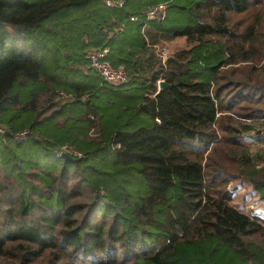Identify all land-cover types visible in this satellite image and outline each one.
<instances>
[{
  "label": "trees",
  "instance_id": "16d2710c",
  "mask_svg": "<svg viewBox=\"0 0 264 264\" xmlns=\"http://www.w3.org/2000/svg\"><path fill=\"white\" fill-rule=\"evenodd\" d=\"M253 1L0 0V264H264V219L226 187L264 200L233 118L264 125V42L234 20ZM102 47L125 81L90 65Z\"/></svg>",
  "mask_w": 264,
  "mask_h": 264
},
{
  "label": "rangeland",
  "instance_id": "374dc122",
  "mask_svg": "<svg viewBox=\"0 0 264 264\" xmlns=\"http://www.w3.org/2000/svg\"><path fill=\"white\" fill-rule=\"evenodd\" d=\"M248 15L249 18H247L246 14L235 15L234 20L238 22L244 21L245 24L248 20L251 19V21H253L254 23L253 29L255 33H257V36L260 38V40L264 42V0H254L250 6ZM4 26L6 27V30L8 32L15 33L16 26H14V24H5ZM162 46L166 47L169 51V54H171L175 50L187 47L188 45L183 37H177L169 41H162L160 45H158V47L160 48ZM234 91L235 88L232 89L231 93H233ZM243 112H246V110H243ZM233 115L235 124L250 122L252 123V125H254V127L257 128V130H252L250 132H242L241 141L243 147H245L248 153L253 156L254 161L261 166H264V158H259L256 156L257 153H264V133L263 138H258V136H255L256 133L264 131V125L262 123H257V121L250 120L245 116H242L244 114L236 113L235 115L233 113ZM226 187L233 191V199L231 201L233 205H235L241 211L247 213H254L255 211H257V213L264 218V204L260 202L261 199L259 198V196H257V194H255L249 180L242 178L241 176H237L233 173H229Z\"/></svg>",
  "mask_w": 264,
  "mask_h": 264
},
{
  "label": "built area",
  "instance_id": "2783aa9c",
  "mask_svg": "<svg viewBox=\"0 0 264 264\" xmlns=\"http://www.w3.org/2000/svg\"><path fill=\"white\" fill-rule=\"evenodd\" d=\"M105 1L108 5H120L121 6L123 4V0H105ZM167 7H168L167 2L165 1L159 2L156 5L152 6L149 10H147L146 15L148 17L151 16V17L164 18ZM130 18L133 20H136V17L134 16H131ZM157 50L161 57H165L169 55V51L166 47L162 46L159 48L157 46ZM107 54H108V47H102V48L91 50L88 53L90 65L107 82L120 83V82L125 81L128 77V73H127L125 66L123 64L113 65L110 62V60L107 59ZM61 93L62 95H64L63 92ZM7 131L8 129L6 128V126L0 123V135H2L3 138H5ZM27 133H28L27 129H24L22 131L17 132L15 134V137L18 139H21V138H24ZM251 214H255V215L262 217L261 215L257 213V211Z\"/></svg>",
  "mask_w": 264,
  "mask_h": 264
},
{
  "label": "water",
  "instance_id": "95a60500",
  "mask_svg": "<svg viewBox=\"0 0 264 264\" xmlns=\"http://www.w3.org/2000/svg\"><path fill=\"white\" fill-rule=\"evenodd\" d=\"M159 87L163 88L167 85V83H165L163 80L159 81ZM62 155H64L65 157H69V155L66 152H63Z\"/></svg>",
  "mask_w": 264,
  "mask_h": 264
},
{
  "label": "crops",
  "instance_id": "0c3cea01",
  "mask_svg": "<svg viewBox=\"0 0 264 264\" xmlns=\"http://www.w3.org/2000/svg\"><path fill=\"white\" fill-rule=\"evenodd\" d=\"M254 192H255V191H254ZM255 194H257V193L255 192ZM257 196H258V194H257ZM257 196H256V197H257ZM260 202H262V204H264V200H261Z\"/></svg>",
  "mask_w": 264,
  "mask_h": 264
}]
</instances>
